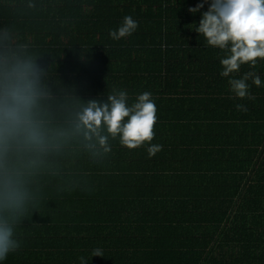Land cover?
Returning a JSON list of instances; mask_svg holds the SVG:
<instances>
[{
  "label": "trees",
  "instance_id": "1",
  "mask_svg": "<svg viewBox=\"0 0 264 264\" xmlns=\"http://www.w3.org/2000/svg\"><path fill=\"white\" fill-rule=\"evenodd\" d=\"M201 2L0 0V89L14 68L32 65L39 92L32 119L44 141L48 133L56 140L46 230L68 235L41 245L69 249L60 260L264 264V60L221 76L228 51L207 46L193 25L210 5L188 11ZM125 16L138 28L113 40ZM248 71L261 86L249 80L254 99L241 100L228 81ZM113 89L126 91L129 105L151 93V143L129 150L105 127L112 149L105 153L96 137L85 138L79 114L91 101L106 103ZM152 145L162 150L146 174L140 165ZM25 245L24 259L30 240ZM96 248L103 257H92Z\"/></svg>",
  "mask_w": 264,
  "mask_h": 264
},
{
  "label": "clouds",
  "instance_id": "2",
  "mask_svg": "<svg viewBox=\"0 0 264 264\" xmlns=\"http://www.w3.org/2000/svg\"><path fill=\"white\" fill-rule=\"evenodd\" d=\"M209 4V9L202 13L195 32L203 37L207 46L227 50L226 58L221 59L223 66L221 76L230 77L238 73L242 65L256 67L258 60H264V0H202L188 11L193 15ZM29 7H34L29 4ZM138 28V23L131 16H125L118 30L110 32L113 40L131 36ZM257 87L261 79L254 71L246 72L242 78L229 79L231 92L243 100L254 99L249 93L248 81ZM39 92L37 78L32 65L17 66L9 74L7 82L0 89V143L7 144L10 140L23 137L27 142L42 145L44 133L32 119ZM238 110L246 111L243 104ZM157 123V107L151 93L144 92L136 98V102L128 104L126 91L113 89L108 101L101 103L91 101L79 114V127L84 130L89 141L96 137L105 153L111 152L108 136L101 131L106 127L107 133L113 138L119 137L121 146L136 150L145 143H151L155 137ZM162 150V145H152L147 149L149 157H154ZM6 200L17 207L22 204L19 191L8 185L5 192ZM20 243L15 236L14 228L8 220H0V260L16 251ZM92 257H103V251L96 248ZM81 264H88L84 257Z\"/></svg>",
  "mask_w": 264,
  "mask_h": 264
},
{
  "label": "crops",
  "instance_id": "3",
  "mask_svg": "<svg viewBox=\"0 0 264 264\" xmlns=\"http://www.w3.org/2000/svg\"><path fill=\"white\" fill-rule=\"evenodd\" d=\"M51 134L46 135V141L42 145L29 143L22 136L10 140L6 145L0 143V220H8L12 224L20 243V247L9 253L6 259L0 260V264H71L69 258L59 259L60 251L69 249L41 245H49V242L44 244L48 240L46 238L63 241L68 235L65 231L57 233L46 230L51 227L49 224L53 218L47 207L53 206L57 187L56 140ZM142 163L140 171L147 174L149 167L155 166L156 160L147 158ZM8 185L21 194L20 206L6 200ZM43 229L46 231L43 232ZM27 240H30L31 248L28 249V258L24 259L21 254L27 251L23 248ZM38 246H42V249Z\"/></svg>",
  "mask_w": 264,
  "mask_h": 264
}]
</instances>
